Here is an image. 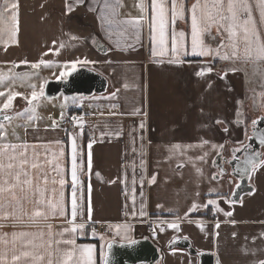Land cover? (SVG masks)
Masks as SVG:
<instances>
[{"label":"crops","instance_id":"1","mask_svg":"<svg viewBox=\"0 0 264 264\" xmlns=\"http://www.w3.org/2000/svg\"><path fill=\"white\" fill-rule=\"evenodd\" d=\"M162 2L163 46L152 0H0V65H19L16 72L36 70L60 79L65 78L60 74L66 64L87 60L91 63L77 67L92 68L109 81L105 94L73 97L67 111L50 112L43 106L39 114L22 116L18 129L0 128V143L27 146L21 159H28L25 168L33 180L31 187L15 189V199L8 193L0 195V257L6 258V264H13L12 257L24 250L43 260L22 259L16 264H82L83 246L93 248L95 264H103L110 240L143 237L161 248L162 264H198L187 250H167L176 236L190 239L198 251L215 254L219 264L264 261V166L253 171V192L239 202L231 200L236 181L230 175L213 178L217 173L213 161L220 149L224 147L228 155L231 148L245 143L249 118L264 114L254 109L253 99L262 109L264 91L248 83L251 76L261 75L251 68L264 61L246 60L242 40L239 58H231L227 33L222 34L225 47L221 48L215 27L201 36L212 54L193 55L188 10L196 0H177L184 6V16L175 21L172 0ZM13 3L18 8L12 9ZM247 3L264 38L260 0ZM181 32L187 54L178 55L172 51V38L179 39ZM96 39L107 52L94 47ZM224 55L230 58L223 59ZM208 68L212 71L198 74ZM28 106L22 99L3 111L13 110V119ZM73 111L79 118L69 126L67 118ZM23 150L18 147L16 152ZM31 163L39 167L33 169ZM38 189L44 190L43 202ZM209 200L215 203L208 204ZM49 203L58 205L55 214ZM37 210L44 215L35 216ZM98 223L106 224L108 231H97ZM172 223L179 229L169 227ZM81 224L82 230L64 232ZM14 233L30 235L13 243ZM69 239L75 240L76 248L71 260L66 254L74 246L58 243ZM29 240L33 244L25 249Z\"/></svg>","mask_w":264,"mask_h":264},{"label":"snow or ice","instance_id":"2","mask_svg":"<svg viewBox=\"0 0 264 264\" xmlns=\"http://www.w3.org/2000/svg\"><path fill=\"white\" fill-rule=\"evenodd\" d=\"M107 6V4H106ZM12 9L18 8L17 3H13L11 5ZM151 7L155 12L154 21L158 20L159 26V43L160 45L166 44V36H165V16H166V8L162 0H152ZM260 8H261V23H264V0H260ZM72 10L69 7V12ZM141 12L144 11V6L141 4L140 6ZM190 12V20H191V53L193 55H211L212 50L206 49L203 46V40L201 36L205 32H210L213 27L216 28L218 34H221V42L219 47H225V42L223 39V33H227L228 36V46H230L232 51L231 58H239L240 52V42L242 40L244 44V58L248 59H256L258 61H264V38L261 37L260 31L257 27L256 21L252 17L251 6L247 3V0H196L188 10ZM171 13L172 20L175 21L177 17L183 18L184 16V6L183 4H177V0H172L171 3ZM113 15H115V11L113 10ZM13 21H17V16L14 14L12 16ZM134 23L139 24L140 21L136 20ZM18 25V21H17ZM172 51L176 54H187V47L184 43V33L181 32L179 34V39L175 35L172 38ZM164 49L160 54H164ZM216 55H220L219 51L216 52ZM223 59H229L228 55H224ZM180 62L179 60L176 61ZM43 63V61H41ZM90 61H73L69 64H66L65 71L61 72V77H66L70 75L71 72H75L77 70L78 64H88ZM33 67H39V64L32 65ZM206 72H211L212 69L208 68L206 70H202L199 75H204ZM20 95L19 93H11L9 92L6 102L3 103L0 111L10 109L13 104V99L15 96ZM43 95V89L39 93L33 91L31 93V99L28 101L29 104H32V101L37 100L40 96ZM5 96L4 92H0V97ZM32 111L35 112V106H33ZM4 119L11 120V116H4ZM219 122V121H218ZM257 121H253V124H257ZM0 128H3V125H0ZM6 136V133H5ZM260 143L264 144V134H262ZM24 149L23 151L17 153V148ZM222 147V146H221ZM11 149V151H9ZM26 145H14V144H6L0 143V195L8 193L11 195L13 199H15V189L20 188L23 191V185H27L29 187L32 186L33 180L29 176L28 171L25 166L29 164L27 158L21 159V157H26ZM236 151H240V149H236ZM63 155V153H60ZM256 157H261L260 153H255L253 157H250L245 161L246 168L245 171H255L258 167L264 166V158L257 159ZM203 159V157H201ZM7 161V162H5ZM31 168L35 169L39 167L37 163H31ZM76 144L73 139L72 144V183L75 185L77 183V172H76ZM15 169V171H13ZM24 177V179H22ZM215 179V177H213ZM54 183L56 181H53ZM64 180L61 179L59 183L61 185L64 184ZM154 182V180H153ZM44 183H47V178H44ZM41 196V201L43 202L44 190L38 189ZM215 201L209 200L208 204H214ZM48 207L51 209L52 213L55 214L58 205L49 203ZM196 208V205H193V209ZM44 215V213L40 210L35 212V216L40 217ZM77 215V198H76V190L73 188L72 190V199H71V218L74 223ZM143 215V213H142ZM226 215H231V213H226ZM2 226V225H0ZM219 225H217L218 227ZM84 225H74L71 229H64V232L71 231L73 233L77 232V228L83 229ZM169 227L173 229H179V225L177 223H172ZM163 231V229H161ZM30 235L29 233H14L13 234V243L17 239ZM40 237H43V233L39 234ZM63 235V233L61 234ZM2 239V238H0ZM6 242V241H5ZM66 243L73 245V250L67 252L68 260H71L75 255V240H63L58 241V243ZM132 243H136V241H132ZM33 241L29 240L24 242L25 249L28 248L29 245H32ZM51 246V245H49ZM110 247V246H109ZM80 252V260L82 264H95L93 260V248L90 246H83L79 249ZM24 259L26 262L43 260V256H36L32 251L24 250L18 255H14L12 257L13 264ZM0 264H6V258L0 257ZM51 264V261H49ZM105 264H108L107 259H105ZM260 264H264V261L260 262Z\"/></svg>","mask_w":264,"mask_h":264},{"label":"water","instance_id":"3","mask_svg":"<svg viewBox=\"0 0 264 264\" xmlns=\"http://www.w3.org/2000/svg\"><path fill=\"white\" fill-rule=\"evenodd\" d=\"M94 47L105 53L106 46L96 39ZM109 81L98 71L86 66L77 67L75 72L60 79H49L44 86V97L55 99L60 95L80 96L89 98L94 95H102L108 91ZM13 117L14 111H0V120L6 121L4 116ZM257 121V124H253ZM264 134V114H259L248 124V136L242 145L230 149L228 155L222 147L213 161V166L217 170L215 179L230 175L231 181H236L231 195L233 202H239L241 198L253 192L250 179L253 171H245V161L253 157L255 153H260L264 158V144L260 143ZM240 149V151H236ZM136 241V243H132ZM132 241L110 240L105 247V259L108 264H162V251L150 237H143ZM110 246V247H109ZM187 250L191 255L198 258V264H219L215 254L198 251L186 237L176 236L167 245V250L173 249Z\"/></svg>","mask_w":264,"mask_h":264},{"label":"rangeland","instance_id":"4","mask_svg":"<svg viewBox=\"0 0 264 264\" xmlns=\"http://www.w3.org/2000/svg\"><path fill=\"white\" fill-rule=\"evenodd\" d=\"M4 66L5 65H0V71H3L1 72L2 75L0 76V92L5 93V96L0 97V108H2L3 103L6 102L9 92L20 94L15 96V98L13 99V107L18 101H22V99H26L27 101H29L31 99V93L33 91L39 93L41 89L44 90V86L47 80L53 79L52 75L47 76L44 72L36 70L33 72H16L20 70L19 65H8L7 67ZM4 71L12 72L7 73ZM250 71H259L261 75L251 76V79H249L248 81L249 85H256L257 89L261 88L264 91V62H261L258 65H254V67H252ZM247 78H249V76H247ZM73 97L77 96H68L62 94L58 98L47 99L44 97L43 93V95L40 96L37 100L32 101V104L26 107L24 111L18 112L11 121L7 123L0 122V125H3V128H6L9 131H14L19 128L18 121L22 116H34L36 114H39V111L43 106H46V108L49 109L50 112L57 111L60 113L63 110L67 111V108H69L70 106L68 104V101H71ZM253 99L254 109L258 111L262 110V112H264V106H262V109L258 108L259 106H257L255 97H253ZM33 106H35V112L32 111ZM249 120L253 119L249 118ZM3 135L5 136V134ZM6 136H8V134H6Z\"/></svg>","mask_w":264,"mask_h":264},{"label":"built area","instance_id":"5","mask_svg":"<svg viewBox=\"0 0 264 264\" xmlns=\"http://www.w3.org/2000/svg\"><path fill=\"white\" fill-rule=\"evenodd\" d=\"M78 118H79V114L77 112H75V111L71 112L67 118V122H68L69 126H73L76 123ZM96 230L100 231V232H107L108 227L104 223H98L96 225Z\"/></svg>","mask_w":264,"mask_h":264},{"label":"trees","instance_id":"6","mask_svg":"<svg viewBox=\"0 0 264 264\" xmlns=\"http://www.w3.org/2000/svg\"><path fill=\"white\" fill-rule=\"evenodd\" d=\"M162 217H166V216H162Z\"/></svg>","mask_w":264,"mask_h":264}]
</instances>
